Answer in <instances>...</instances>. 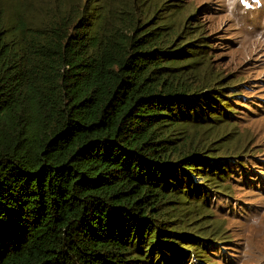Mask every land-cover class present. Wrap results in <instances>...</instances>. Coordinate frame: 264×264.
<instances>
[{"label":"trees","instance_id":"16d2710c","mask_svg":"<svg viewBox=\"0 0 264 264\" xmlns=\"http://www.w3.org/2000/svg\"><path fill=\"white\" fill-rule=\"evenodd\" d=\"M175 2L0 0V264H215L232 242L212 203L255 162L247 87Z\"/></svg>","mask_w":264,"mask_h":264},{"label":"rangeland","instance_id":"374dc122","mask_svg":"<svg viewBox=\"0 0 264 264\" xmlns=\"http://www.w3.org/2000/svg\"><path fill=\"white\" fill-rule=\"evenodd\" d=\"M179 17L193 14L211 37L218 69L246 85L237 102V148L255 157L245 177L232 176L230 196L212 203L231 243H221L215 264H264V0H175ZM195 32V30H194Z\"/></svg>","mask_w":264,"mask_h":264},{"label":"snow or ice","instance_id":"6c2138e0","mask_svg":"<svg viewBox=\"0 0 264 264\" xmlns=\"http://www.w3.org/2000/svg\"><path fill=\"white\" fill-rule=\"evenodd\" d=\"M242 2H244V0H242Z\"/></svg>","mask_w":264,"mask_h":264}]
</instances>
